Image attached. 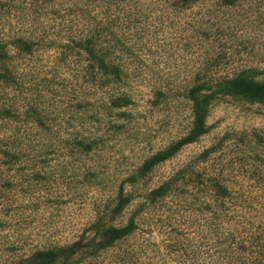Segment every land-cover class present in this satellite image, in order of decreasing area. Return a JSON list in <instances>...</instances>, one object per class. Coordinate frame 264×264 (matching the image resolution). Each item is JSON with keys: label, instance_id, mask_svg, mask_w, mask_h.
<instances>
[{"label": "rangeland", "instance_id": "obj_1", "mask_svg": "<svg viewBox=\"0 0 264 264\" xmlns=\"http://www.w3.org/2000/svg\"><path fill=\"white\" fill-rule=\"evenodd\" d=\"M247 79L264 0H0V264H264Z\"/></svg>", "mask_w": 264, "mask_h": 264}, {"label": "trees", "instance_id": "obj_2", "mask_svg": "<svg viewBox=\"0 0 264 264\" xmlns=\"http://www.w3.org/2000/svg\"><path fill=\"white\" fill-rule=\"evenodd\" d=\"M237 89H240L241 93L247 94L249 97H259L260 95L264 94V84L255 83L247 80H236L234 82ZM201 115V116H200ZM197 118V122L203 123L204 121V114H200ZM202 127L203 124H200ZM119 237L125 235V229L118 230L117 232Z\"/></svg>", "mask_w": 264, "mask_h": 264}]
</instances>
